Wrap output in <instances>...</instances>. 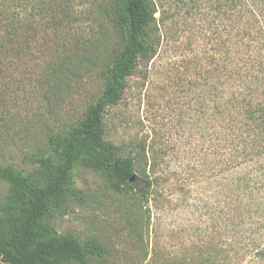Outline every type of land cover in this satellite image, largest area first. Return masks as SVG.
I'll return each instance as SVG.
<instances>
[{"label":"rangeland","instance_id":"1","mask_svg":"<svg viewBox=\"0 0 264 264\" xmlns=\"http://www.w3.org/2000/svg\"><path fill=\"white\" fill-rule=\"evenodd\" d=\"M147 2L153 53L140 59L104 122L107 138L137 156L142 174L135 176L151 180L148 194L127 185L112 190L78 161L65 180L76 193L49 222L58 234L96 239L101 252L83 264H264L262 232L255 218L240 212L224 170L222 138L212 126L207 72L218 57L214 1ZM70 4L68 20L49 14L35 20V41L27 49H0V166L21 170L33 187L46 184L35 159L49 155L47 135L83 117L124 44L108 0ZM60 62L62 75L48 82ZM7 205L8 185L0 179V218ZM1 227L7 234L8 223Z\"/></svg>","mask_w":264,"mask_h":264},{"label":"trees","instance_id":"2","mask_svg":"<svg viewBox=\"0 0 264 264\" xmlns=\"http://www.w3.org/2000/svg\"><path fill=\"white\" fill-rule=\"evenodd\" d=\"M213 1L211 8L219 21L218 57L210 59L213 66L206 71L212 84V126L216 137L222 138L224 170L240 199V212L247 219L255 218L264 240V0ZM72 2L0 0V49H27L35 41V20L47 19L48 14L68 20L73 13L66 9ZM107 8L110 21L124 29V44L104 69L102 90L83 117L64 131L47 135L49 155L35 159L45 170L46 184L30 186L21 170L0 166L11 202L0 218L1 226L8 223L7 234L0 226L1 262L83 264L99 255L102 247L96 239L80 241L71 234H58L49 222L51 212L65 207L68 195L76 193L65 185L75 162L99 172L112 190L127 185L141 197L148 194L151 180L144 173L136 177L135 173L142 174L137 156L107 138L104 116L121 100L126 80L140 59L153 53L147 32L153 13L147 0H108ZM63 69V62L58 63L47 81L54 77L56 84ZM53 156L59 164L52 163Z\"/></svg>","mask_w":264,"mask_h":264}]
</instances>
